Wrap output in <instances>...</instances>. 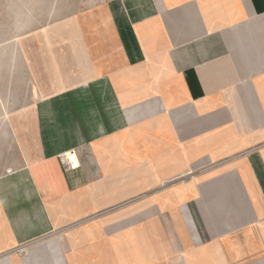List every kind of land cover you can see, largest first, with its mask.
Returning <instances> with one entry per match:
<instances>
[{"label":"crops","instance_id":"crops-1","mask_svg":"<svg viewBox=\"0 0 264 264\" xmlns=\"http://www.w3.org/2000/svg\"><path fill=\"white\" fill-rule=\"evenodd\" d=\"M16 2L51 11L14 29L0 254L264 264V0Z\"/></svg>","mask_w":264,"mask_h":264},{"label":"rangeland","instance_id":"rangeland-1","mask_svg":"<svg viewBox=\"0 0 264 264\" xmlns=\"http://www.w3.org/2000/svg\"><path fill=\"white\" fill-rule=\"evenodd\" d=\"M36 11L37 17L34 18L33 8H18L16 0H0V129L3 128L2 118L22 106L20 102L27 94V89L14 72L17 64L10 56L11 49L16 47L14 29L19 18L25 19L27 29L49 21V8L43 7ZM140 198L142 197H135L115 207H127L135 199L141 200ZM32 253V249L26 244H18L0 254V264H49L50 260H32Z\"/></svg>","mask_w":264,"mask_h":264},{"label":"built area","instance_id":"built-area-1","mask_svg":"<svg viewBox=\"0 0 264 264\" xmlns=\"http://www.w3.org/2000/svg\"><path fill=\"white\" fill-rule=\"evenodd\" d=\"M57 157L61 165L66 170H74L80 167V161L75 148H71L66 152L59 154Z\"/></svg>","mask_w":264,"mask_h":264}]
</instances>
